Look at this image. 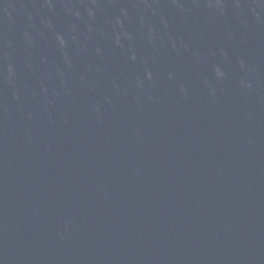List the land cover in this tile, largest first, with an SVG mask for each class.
<instances>
[{
	"label": "water",
	"instance_id": "95a60500",
	"mask_svg": "<svg viewBox=\"0 0 264 264\" xmlns=\"http://www.w3.org/2000/svg\"><path fill=\"white\" fill-rule=\"evenodd\" d=\"M0 264H264V0H0Z\"/></svg>",
	"mask_w": 264,
	"mask_h": 264
}]
</instances>
